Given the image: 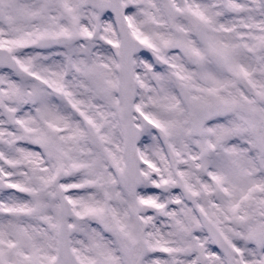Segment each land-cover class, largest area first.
<instances>
[{"label":"snow or ice","instance_id":"1","mask_svg":"<svg viewBox=\"0 0 264 264\" xmlns=\"http://www.w3.org/2000/svg\"><path fill=\"white\" fill-rule=\"evenodd\" d=\"M0 264H264V0H0Z\"/></svg>","mask_w":264,"mask_h":264}]
</instances>
